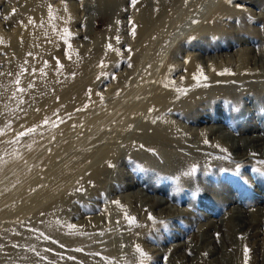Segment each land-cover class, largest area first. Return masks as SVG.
<instances>
[{
	"label": "rangeland",
	"instance_id": "374dc122",
	"mask_svg": "<svg viewBox=\"0 0 264 264\" xmlns=\"http://www.w3.org/2000/svg\"><path fill=\"white\" fill-rule=\"evenodd\" d=\"M141 1L160 16L155 19V24H160L159 29L149 36L138 34L142 25L135 16L138 13V0L135 4L132 0H125V12L118 11L112 19L104 14L100 17L96 12L88 11L83 0H64V11L72 15V32L69 31L71 35L63 38L66 35L64 28L49 34L43 31L44 34L26 43L24 74L10 89L9 99L12 104L9 103L7 117L4 118L0 109V131L4 133L0 135V156L5 151L9 153L12 162L15 161L12 166L20 165L22 161L25 164L16 167L13 179L11 177L9 180L11 188L16 186L13 189L22 190V186L20 188L17 185L25 180L27 185L24 183V192L19 200L11 203L8 200V205L5 202V207H1L4 208L0 210L4 213L0 212L1 249L4 250L10 244L9 241L22 230L34 234L38 239L39 243L32 252L34 258L42 260L43 264H55L57 255L64 259V264H90L92 260L106 263L96 258L97 254L108 257L104 239L95 241L94 254L88 257V248L74 242L67 246L65 240L57 238L53 226L45 230L37 228L36 221L44 219L47 214L43 207L49 206L54 210L52 201L55 191L48 192L46 189L49 185L45 180H51L45 174L47 163L64 154L69 141L73 145L83 144L88 140L85 138L89 131L106 119L110 118V126L104 125L110 132L108 140L115 141L120 130L127 128L130 132L135 125L131 121L141 118L144 112L152 111L155 107L153 100L161 93L167 100L176 98V92L186 97V102L173 106L170 116V113L165 112L166 117L173 115L171 118L175 123L192 131L204 127L213 128L214 133L207 140L213 143L217 141L227 151L203 149L215 159H202L209 167L204 180L201 179L202 176H179L188 185L186 188H180L172 182L167 184L163 175L151 171L149 175L154 180L148 178L141 165L126 167L124 171L129 179L137 180L133 185L127 181L128 186L125 187L116 182L117 187L110 183L104 196L90 194L87 187L91 182L88 183L82 176L70 187L75 198L69 197L65 206L62 205V230H66L69 224H75L76 230H69L83 240L101 221L106 207L120 212L118 206L128 204L131 207L128 215L135 217L143 227L139 231L142 232L138 234L139 237L132 239L133 244L148 253L147 257H141L137 251L134 252V264H141V261L143 264H201L202 259L205 260L204 264H210L217 260L228 261L227 254L230 253V243L223 239L227 230L224 227L223 230H217L220 220L231 210L250 211L264 206V0ZM58 2L59 0H55L49 11L57 9ZM44 9L39 7L37 11L43 12ZM28 15L18 3L0 1V38H10L17 29L24 26L25 16ZM44 16H48V13ZM36 19L34 15H29L28 24H36ZM50 35L59 38L57 43L49 42ZM109 44L112 48L108 47ZM40 45L44 46L37 48L38 51L34 49V46ZM4 55L1 51L0 58ZM3 68L1 64L0 70ZM201 68L207 79H191L192 83L201 82L202 85H189V77L186 76L191 73L199 75ZM222 72L225 75L222 76ZM139 100L142 101L141 108L130 109ZM122 106L127 108L118 111ZM183 111L200 114L197 123L188 121ZM31 128L36 131L20 135ZM218 136L224 138L220 140ZM250 137H258L260 140L257 143H247L245 139ZM196 140L198 139L195 137L194 141ZM132 142V145H138L137 141ZM240 142L250 150L246 156V151L239 148ZM101 144L102 141L95 148H90L93 150L83 159L84 163L90 164L93 161L94 158L89 157V154L102 150L104 146ZM21 149L22 153L29 152V156L20 153L18 158ZM147 149L156 158L160 153L164 155L160 159L161 163L167 161L166 146L152 145ZM253 153L256 155L253 156ZM36 175L39 177L38 183L33 182L34 178L37 179ZM95 182L91 184H98ZM194 184L206 185L203 196L196 193L192 187ZM214 188L221 190L218 197L226 200L223 205L218 197L211 198L212 193L216 195L212 191ZM135 192L139 195L134 196ZM147 197L159 199L162 206L152 207L146 201ZM112 201H119L120 204ZM21 204L25 205L24 208ZM89 205L93 208H89ZM169 213L174 215L173 218ZM150 214L155 217L154 220L149 219ZM210 225L215 227L209 228ZM131 227L135 230L139 228L134 224L125 228ZM149 229L151 232L142 239L140 235ZM214 239L217 245L214 244ZM59 240L63 242L59 243ZM259 241L264 244L263 235ZM175 245H178L176 250H171ZM232 245L236 246V243ZM214 246H219L221 250L216 255H208L210 251H218V247L216 249ZM15 247L18 254L28 252L20 243ZM8 263L7 259L0 258V264ZM26 263L30 262L26 260L23 264Z\"/></svg>",
	"mask_w": 264,
	"mask_h": 264
},
{
	"label": "bare ground",
	"instance_id": "6f19581e",
	"mask_svg": "<svg viewBox=\"0 0 264 264\" xmlns=\"http://www.w3.org/2000/svg\"><path fill=\"white\" fill-rule=\"evenodd\" d=\"M0 1H9L12 3L13 2L18 3V4L23 6V10L25 11V13L27 15L28 14L32 15V16L34 15L38 19V21L36 19V21H37L36 24H32L31 22H30L31 24H28L29 15L25 16L27 19L26 18L24 19L26 21H25V24L23 27H20L19 29H17L15 33L13 32L14 34L10 38H7V39L0 38V52L3 51L5 54L4 57L0 58V65L3 64V66H4L3 70H0V109L2 110V113L4 114L3 116L5 118V117H7L8 107L10 105L9 103H11L10 99H9V92H10V89L12 87V84L19 77L21 78L24 74L23 65H24V59H25V55H26L25 54L26 43H28L31 40L36 39L38 36L44 34L43 31H45V33L48 32V34L51 33L52 31L57 30V29L59 30V29H63V28L68 29L70 31L71 30L70 26H71V23L73 20L71 19L72 15L70 13L68 14L64 11V6L66 5L64 0H59V2L57 4V5H59V7L57 9H53L51 11H49V9L52 8L50 5L55 0H0ZM83 1H84L83 5L86 9H88V11H90L92 13L96 12V14H98L100 17L102 14H104L105 17L107 16L109 19L110 18L112 19V17H114L118 11L121 13L125 12V10L123 8V4H124L125 0H83ZM142 2L143 1L138 0V2L136 3V5H137L136 12H138V13L135 16H137L138 21L142 22V25L139 27V30H138L139 33L138 34L139 35L143 34L144 36L145 35L149 36L156 29H159L160 24L157 26L155 23H156V20L160 18V16L155 13L156 11L153 13L150 9H148L147 4L142 3ZM39 7L45 8L43 10V12L37 11V9ZM44 11H45V13H44ZM46 13H48V16L51 15V17H48V16L45 17L44 14H46ZM135 22H137V20ZM41 29H44V30H41ZM71 32H72V30H71ZM6 37H9V36H6ZM49 39H50L49 42L53 41L55 43L56 40H58L59 38L56 36L50 35ZM34 45H36V44H34ZM46 45H47V43H46ZM46 45H45V47H46ZM43 46H41V45L36 46V47L34 46V49H37V48H40ZM55 46H57V45H55ZM72 50H74V49H72ZM72 50H71V52L73 53ZM37 51H38V49H37ZM32 54H33V52H32ZM40 57H41V55H40ZM10 64H12V65L10 66ZM226 73H228V72H226ZM25 74H26V72H25ZM155 76H157V74ZM229 76H231V75H229ZM186 77H189V79H188L189 85H193V86H197V87L202 85L201 82L192 83L193 81L191 79L194 80V74L191 73V75L189 74V76L187 75ZM225 78H227V77H225ZM208 79H209V77H208ZM209 81L212 82V80H209ZM209 84H210V82H209ZM14 85H15V83L13 84V86ZM168 85L169 84L167 83V91L169 90ZM160 87H162V86H160ZM185 87L187 88L188 86L186 85ZM149 90H151V89H149ZM163 91H166V90L163 89ZM144 92H146V91H143V93ZM179 93L180 92H176V94H178V96L176 98H173L172 100L165 99V97H163L164 94L161 93L162 95H159L160 94L159 93L158 94L159 96L158 97L156 96L157 98H155V99L153 98L154 99L153 100L154 105H155L154 109H152V111L144 112V114H142L141 118H138V120L131 121L135 125L130 132H128V129L126 127H125L126 129H124V130H120V131L118 130L119 132H118L117 136L114 138L115 141L112 140L114 142L108 140V134H110V132H109V129H106V126H104V125H107L108 127L110 126V124H109L110 118H109V120L106 119V121L104 120L103 122H101L100 124H98L97 126L92 128L91 131H89L88 136L85 138L88 140H85L83 144H74L73 145V144H69V142H70L69 141L68 145H67V150H66V152H64V154H62L61 156L58 155L59 157H57V158H55L56 156H54L55 159L51 160L50 162L47 161L48 162L47 163L48 169H47L45 174H46V177L50 178L51 180L50 181L45 180L46 182H48V185H49V186H47L46 189L48 190V192L55 191V198L53 199L54 201H52L53 202L52 205H53L54 210L52 211V209L49 206L43 207L44 211L46 210L47 214H46L44 219H42L40 221H38V220L36 221L37 228H39L41 230H45L46 228L53 226L56 229L55 232H56L57 238L65 240L68 243L67 246H70L69 244L74 242V244L79 243V244H82L83 246H85L86 248H88V250H89V251H87V252H89V253H87L88 257H89V255L94 254L93 253L94 249H95L94 247L96 245L95 241L99 240V239H104V241H105L104 246H105V251H106L105 253L107 254L108 257L96 255V258L98 260H101L102 262H104V261L106 262L103 264H120V263L121 264H134L136 257L133 258V255H134V252L137 251L138 245L133 244L134 242L132 241V239H134L135 237L136 238L139 237L138 234L142 233L139 231H141V229L143 227L141 226V224L139 225V223H137V221H136V223L134 225H137L140 228V230H139V228L135 230L132 227H131L132 229L131 228H129V229L125 228V227H129V225H133V224H130L128 222V220L126 219V214L128 215L130 212V208H131L130 205L120 204L118 206L121 209L120 212H116L115 210H113L112 207H106L102 213L101 221L94 226V228H93L94 230H90V232L88 234L89 236L87 238H84L83 240L81 239L82 237L80 238L79 235H73L70 232L69 227L66 230H62L63 228L61 227V225L63 224V220H62L61 214H62V210L64 209V207L62 205L65 206L66 201H67V199H69V197H74V194L71 193L70 187H73V185L76 183V181L79 178H81L82 176L84 177V180H86L88 183H90V182L92 183L93 181L98 182V184H91L90 183L89 184L90 186L87 187V190H90L89 193L94 194V195L96 193H98L100 195H103L104 192L106 193L105 190L107 189V186L110 183L116 182V184L119 183L120 186L125 187V185L128 184L125 181L131 182V184L136 182L137 180L135 178L129 179L128 176L125 175L124 171H125L126 167H129V166H132L135 168V167H137L136 165H141L145 169L144 172H145V174H147L146 176L148 178H151L154 180V178L149 175V171H151V172H154V174L163 175V177L165 179H167V181H166L167 184L172 182V183L177 184L180 188H186V187H188V185H185L184 182L182 180H180L179 176H182L184 178H187V177L189 178L191 176H194V178L202 176L201 179H203L205 177L204 174H206L208 172L209 167L206 164H204V162H202L203 161L202 159H205V160L206 159L207 160L208 159H215L214 156L204 152L203 149L209 148L211 150L223 151L225 147L218 144L217 141H216V143L215 142L213 143V142H209L207 140L208 139L207 137L210 134L214 133L213 128L204 127L202 129H199V130L196 129V130L192 131L188 127L185 128L184 126H180L178 122H177L178 124L175 123L171 118L173 115L169 118V116L173 112V106L176 107V105L178 103L186 102V100H184V99H186V97H184V94H181V93L179 94ZM185 95H187V94H185ZM191 97H193V96H191ZM193 98H195V97H193ZM141 100H143V99H141ZM141 104H142V101L139 100L136 104L131 105L130 109L133 108V110H137V109L141 108V106H142ZM13 105H14V103H13ZM10 107H14V106H10ZM124 107L127 108V106H122V107L118 108L117 110L118 111L124 110ZM135 107H137V109ZM177 107H179V106H177ZM128 108H129V106H128ZM143 109H145V107ZM174 109L176 110V108H174ZM165 112L170 113L169 116L166 117ZM21 113L23 114V112H21ZM182 113H186V112L183 111ZM199 116H200V114H196V113H191V114L190 113L188 114V112L186 113V117H187L188 121H190L192 123H195L198 120ZM104 122H106V124H104ZM127 122H128V120H127ZM131 126H133V125H131ZM5 128L6 127H4V130H5ZM127 133L129 134V136ZM122 134L125 137L124 136L122 137ZM34 137H36V136H34ZM34 137H33V140L35 139ZM121 137L123 139L120 142ZM195 137L198 140L194 141ZM218 137H220V140H221V138H224L223 136L222 137L218 136ZM259 140L260 139H258V137H250L247 140L245 139V141H247V143H252V142L257 143ZM44 141H46V140H44ZM101 141H102L101 145L104 146V148H102V150H98L97 152L95 150L93 154L92 153L89 154V157L94 158L90 164L84 163L83 159L90 152V150H93L90 148L92 146H94L93 148H95L97 146V143H99ZM132 141H137L138 145L137 146L132 145V143H133ZM205 141H207V143ZM245 141H241V142H245ZM27 142H29V141H27ZM241 142L239 143V148L242 150L244 149V151H246L245 152V156H246L247 154L250 153V150L246 149L244 147V144ZM152 145H164L167 147V155L165 154L167 161H164V163H161L160 159H163L164 155H162L160 153L159 155H157L158 157L156 158L155 155H152V152L150 153L148 151L147 147L152 146ZM217 145H219V147H217ZM20 146H22L21 143H20ZM100 148H101V146H100ZM33 149H35V148H33ZM28 150H29V148L27 149V151ZM21 151H23V150L21 149L19 154L21 153V154L27 155L29 153L28 152L26 154L27 151L22 153ZM3 152L4 153H2V155L0 156V210L1 211L4 210V208L2 209L1 207H3L4 203L5 202L7 203L8 200L11 203V201H15V200L20 199V197L23 195V192H24V190H23L25 188V187H23L24 183L26 184V182H27L26 180L21 181L20 184H22V183L23 184L22 185L19 184L20 186L17 185L20 188L22 186V190L21 189H19V190L13 189L16 186L11 188V185H9V180L11 177H12L11 180L13 179L12 175L15 174L16 167L17 166L19 167L21 164H23V161L20 162V165L18 164V165L12 166L15 161L12 162L13 160L9 156V153H7L5 151H3ZM21 154L19 155L18 158H20ZM241 154H243V152ZM28 156H29V154H28ZM197 157H200V158H197ZM239 158H240V156H239ZM22 159H18V161L22 160ZM25 159H24V161H25ZM91 160H92V158H91ZM23 165H25V164H23ZM122 166H123V168H122ZM220 166H221V164H220ZM19 175H20V173H19ZM32 176L35 177V175H32ZM38 180H39V177L37 176V179L34 178L33 182L36 181L38 183L39 182ZM13 181H15V180H13ZM118 181H121V182H118ZM30 182L32 183V181H30ZM116 187H117V185H116ZM192 187L195 188L194 190L196 191V193L201 194V196L204 195L203 192L207 189L206 185L197 186L196 184H194V186H192ZM112 189H113V187H112ZM212 191L216 192V193H214L216 195H213V193H212L211 198H213L214 196L216 198L221 193V190L217 189V188H214V190H212ZM181 192H183V191H181ZM45 193H47V192H45ZM89 193L87 192L86 194L89 195ZM138 195H139L138 192L134 193V196H138ZM218 199H219L220 204L223 205L224 203H226L225 199L219 198V197H218ZM119 200H121V199H119ZM122 200H123V198H122ZM9 201H8V203H9ZM146 201L150 202L152 207L153 206H162V202L156 198L147 197ZM8 203L6 205H8ZM42 204H44V203H42ZM121 205L123 207H121ZM20 206L21 207L23 206V208H24L25 205L21 204ZM144 206H145V204H144ZM89 208H93V206L89 205ZM6 209H8V208L6 207ZM238 209H240V208L238 207ZM167 211H168V208H167ZM2 214H4V213H2ZM170 215L172 216V217L171 216L170 217L173 218L174 215L173 214H170ZM181 216L182 215H180V217ZM227 216L222 218V220H220V222L218 221L219 227H217V230H219V231L223 230V229L227 230L226 234H224L223 239L226 242L230 243V246H229L230 247V253L229 254L226 253L227 257H228V261L225 262L223 260L222 261L217 260V261L211 262L210 264H264V244L259 243L260 242L259 239H260L261 235L264 236V234H263L264 233V229H263V226H264V206L262 208H258V209H256V208L250 209V211L237 210V209L231 210ZM177 218H179V217H177ZM173 220H175V219H173ZM211 227L214 228L215 225H210L209 228H211ZM222 227H224V228L222 229ZM260 227L262 229L258 230V228H260ZM150 232H151V230L149 229L148 232L145 231V233L140 235V237H142V239H143ZM34 236L35 235L32 233H26L25 231H22V230L19 231L18 234L15 235L12 238V240L9 241L10 244L8 246H6L4 250L0 248V258L7 259L9 261L8 264H23L24 262H26V260L28 262H30V263H26V264H43L42 260H40V259L37 260L34 258V254L32 252V251H34V246H36L39 243L38 239H36ZM15 241H18L16 244L20 243L21 245H23L25 247V250H28V252H24L22 254L21 253L18 254L17 252H15V250H14L16 248L15 247V245H16ZM60 242H63V241L59 240V243ZM234 242L236 243V246L232 245V243H234ZM214 244H216L215 239H214ZM177 246L178 245L173 246L171 250H176ZM214 247H216V249L218 247V251H210L208 253V255H214L216 252L219 253V251L221 250V249H219V246H214ZM246 249L248 250L247 252L245 251ZM116 256H117V258H116ZM101 258L104 260H102ZM55 260H56L55 264H64V262H63L64 259L62 257H60V255H57ZM121 260H122V262H119ZM114 261H117V263H114ZM204 261L205 260L202 259L200 263L204 264ZM90 264H101V263H97L96 261L92 260V261H90Z\"/></svg>",
	"mask_w": 264,
	"mask_h": 264
},
{
	"label": "snow or ice",
	"instance_id": "6c2138e0",
	"mask_svg": "<svg viewBox=\"0 0 264 264\" xmlns=\"http://www.w3.org/2000/svg\"><path fill=\"white\" fill-rule=\"evenodd\" d=\"M137 2V0H132V3L133 4H135ZM65 37H63V38H67V36H70L71 35V33L69 32V30L68 29H65ZM135 33L133 32V35H134ZM118 39V38H117ZM69 47H71L70 45H69ZM108 47L109 48H112V45L111 44H109L108 45ZM71 57L69 56V59H70ZM63 67V65H61V68ZM228 70H225V72H227ZM221 75H223V74H225V73H220ZM201 78H203V79H207V77L206 76H204V74H203V69L201 68L200 70H199V75H194V79H197V80H200ZM17 83H19V81H17ZM20 91H24V89H20ZM45 123H47V121H45ZM36 131V129L35 128H31V129H28L27 130V132H22V133H20V135L21 136H25V135H28L29 133H31V132H35ZM0 135H4V133L2 132V131H0ZM206 143H207V141H205ZM217 147H219V145H217ZM224 151H227L226 149H224ZM253 156H255L256 155V153H253L252 154ZM78 191H83V189H78ZM112 203H115V204H120V202L119 201H112ZM121 207H123L122 205H121ZM126 219L128 220V222L130 223V224H135L136 223V218L135 217H133V216H129V215H127L126 214ZM149 219L150 220H154L155 219V217H153V216H151V214L149 215ZM68 227L69 228H71V229H73V230H76V228H77V226L75 225V224H69L68 225ZM77 251H82V249H77ZM246 252L248 251L247 249L245 250ZM137 252L140 254V256L141 257H147L148 256V253H146L145 251H143V249H141L139 246H137ZM97 255H99V254H97ZM141 264H143V262L141 261Z\"/></svg>",
	"mask_w": 264,
	"mask_h": 264
}]
</instances>
